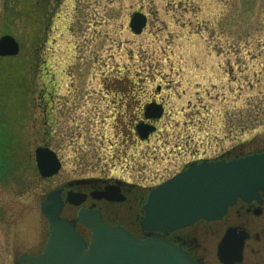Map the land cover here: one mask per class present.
I'll use <instances>...</instances> for the list:
<instances>
[{"label":"rangeland","instance_id":"374dc122","mask_svg":"<svg viewBox=\"0 0 264 264\" xmlns=\"http://www.w3.org/2000/svg\"><path fill=\"white\" fill-rule=\"evenodd\" d=\"M61 10L40 53L34 51L29 21L18 20L13 31L23 52L3 65L20 68L0 70V86L19 84V94L5 90L19 103L0 105V118L15 125L18 173L26 178L5 188L0 184L1 264L38 251L47 238L35 200L41 184L24 186L30 155L44 140L33 129L44 127L39 98L47 92L58 107H68L57 127L67 140L68 178L118 170L131 183L154 187L193 157L264 151V0H66ZM136 12L148 16L141 35L130 28ZM2 13L0 8V18ZM120 81L133 82L140 93L134 95L143 101L145 93L162 88L163 131L147 143L121 148V137L115 143L112 117L106 116L108 108L120 105ZM108 82L118 87L114 100Z\"/></svg>","mask_w":264,"mask_h":264},{"label":"flooded vegetation","instance_id":"af4514ba","mask_svg":"<svg viewBox=\"0 0 264 264\" xmlns=\"http://www.w3.org/2000/svg\"><path fill=\"white\" fill-rule=\"evenodd\" d=\"M65 1L0 0V8L3 10L0 18V39L5 35H11L16 38L20 45V51L17 55H0V70L7 67L20 68L19 64L16 66L3 65L4 62H11L20 58L23 52L22 41L17 38L13 31L16 22L18 20L23 23L29 21L30 36L36 43L34 47L38 46L34 51L40 53L41 48L47 45L53 33L55 22L61 17V8ZM131 18L132 14L130 20ZM5 22L12 23L5 26ZM31 55L32 58H35V52ZM32 64H34L33 60ZM30 67L35 68L36 64L30 65ZM104 84L103 82L102 85ZM106 84L110 85V92L114 94V100L118 87L114 82ZM16 85L13 83L4 85L3 83L0 86L3 90L0 97V105L3 106V109H5V105H16L19 103V97H6L4 94L5 90H9L12 94H19V89L17 92L15 90L16 87L19 88V84ZM120 85L119 94L122 95L117 96L120 99V105L116 109L108 108L110 114L106 116V118L112 117L111 125L115 143L119 137H121V148L133 142L137 144L138 142L147 143L152 136L163 131L159 128V123L166 113V102L160 94L162 88L160 85L157 86L156 94H149L150 96L145 93L147 99L143 101V98L134 95L136 91L133 90V82H124ZM30 87L28 85L29 89ZM136 94L139 95L140 93L136 92ZM39 99V106L43 107L45 122L43 129L37 128L35 125L33 134L44 136V140L43 143L35 147L33 155H30L29 165H31V171L24 186L25 188L27 186L31 187L36 181L41 184L39 195L35 197V200L37 198L40 202V210L47 224V238L38 251L20 254L15 258L13 264L19 261L23 255L37 256L43 253L49 237V224L42 212V206L52 195H55L62 204L60 216L69 219L87 242L90 240L91 232L79 220V214L82 210L100 212L106 223L111 226L125 228L139 240L156 238L173 244L181 248L195 264H264V188L260 190L256 198L250 200L238 199L217 220L200 219L175 231L167 233L150 232L143 228L142 221L145 217V205L148 196L155 186L145 187L131 183L127 181L130 178L127 179L120 172H116L118 170L109 175L97 173L75 178H68L67 175H63V171L66 168V154L64 152L67 150L68 145L64 136L65 133H62L57 127L61 123H59L61 119L58 118L68 113V107L62 105L58 107V103L54 101L51 92L43 94ZM150 106L154 107L151 111H148ZM92 109L95 110L96 108L92 106ZM160 109L162 114L157 116ZM100 110L99 107L98 115L102 113V110L101 112ZM150 126H154L156 130L143 139L138 127L145 129ZM14 131V124L0 118V184L3 188H5V185L26 179L18 173V167L21 164L20 148L17 144L18 140L15 139ZM142 133L146 134L145 132ZM14 144L17 146L15 147ZM40 149L46 150V152L43 150L42 152L46 153L48 164L58 165V171L50 176H43L39 170L38 151ZM114 151L122 154V151H117V148ZM124 153H126V150ZM240 156L241 154L232 156L231 152H226L218 156V158L229 160ZM203 160L210 159L202 157L195 159L193 157L184 164L182 170L192 162ZM141 171L144 172L142 168H139L137 172L142 173ZM174 175L165 180L170 179ZM20 264L30 263L22 262Z\"/></svg>","mask_w":264,"mask_h":264},{"label":"water","instance_id":"95a60500","mask_svg":"<svg viewBox=\"0 0 264 264\" xmlns=\"http://www.w3.org/2000/svg\"><path fill=\"white\" fill-rule=\"evenodd\" d=\"M147 22V16L137 12L132 16L130 28L140 35ZM19 51V43L11 35L0 39L1 56H15ZM153 107H148V111ZM158 112L157 116H161L162 110ZM138 128L143 139L156 130L154 126ZM38 161L43 176H50L59 169L57 164H48L41 151H38ZM263 188L264 152L232 160L193 162L152 190L142 226L148 231L167 233L199 219L216 220L239 198H256ZM61 207L55 195L44 203L42 212L50 229L44 252L39 256L24 255L15 264H195L173 244L160 239L140 241L124 228L108 225L98 211L82 210L79 214V220L92 233L87 243L74 224L60 216Z\"/></svg>","mask_w":264,"mask_h":264}]
</instances>
